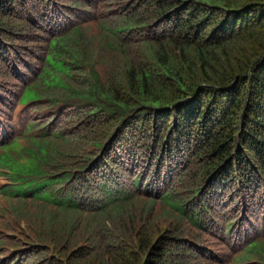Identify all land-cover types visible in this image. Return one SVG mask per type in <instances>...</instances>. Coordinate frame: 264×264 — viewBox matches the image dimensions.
<instances>
[{"label":"trees","instance_id":"obj_1","mask_svg":"<svg viewBox=\"0 0 264 264\" xmlns=\"http://www.w3.org/2000/svg\"><path fill=\"white\" fill-rule=\"evenodd\" d=\"M0 264H264V0H0Z\"/></svg>","mask_w":264,"mask_h":264}]
</instances>
